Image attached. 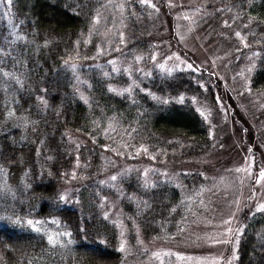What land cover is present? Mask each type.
<instances>
[{"label":"trees","instance_id":"obj_1","mask_svg":"<svg viewBox=\"0 0 264 264\" xmlns=\"http://www.w3.org/2000/svg\"><path fill=\"white\" fill-rule=\"evenodd\" d=\"M223 2L237 12L242 39L257 50L250 90L264 93V0ZM148 5L141 0L0 3V264H121L119 231L101 204L106 194L117 198L128 240H133L132 229L147 239H167L178 230L190 204L189 190L201 186L199 172L145 178L147 183L137 168L117 177L112 190L101 176L104 146L118 133L105 128L123 129L131 148L150 154L172 155L181 148L190 158L189 147L209 144V128L192 102L211 98L213 88L204 75L146 71L160 30ZM249 18L255 32L240 23ZM218 22L217 13L212 27ZM111 24L107 44L101 32ZM111 58L142 63L139 84L121 92L129 81L125 73L109 70ZM68 63L77 64L85 78V98L75 89ZM72 134L85 136L87 143L75 149ZM77 156L74 172L82 178L72 190L76 200L61 197L60 187L72 175ZM28 220L41 221L40 230ZM250 256L253 264H264L262 212L245 220L236 264H249Z\"/></svg>","mask_w":264,"mask_h":264},{"label":"rangeland","instance_id":"obj_2","mask_svg":"<svg viewBox=\"0 0 264 264\" xmlns=\"http://www.w3.org/2000/svg\"><path fill=\"white\" fill-rule=\"evenodd\" d=\"M150 4L153 5H148L151 17L157 20L160 30L146 71L159 68L171 74L195 70L204 75L206 83L213 88L211 98H194L192 102L209 128V144L197 150V145L189 147L182 143L189 147L187 154L193 155L190 158L182 156L181 148L175 149L172 155L150 154L141 147L131 148L129 136L122 134L123 129L105 128L106 133H118L102 152V182L109 184L110 190L117 189V177L140 168L144 181L145 178L149 181L173 179L179 171L199 172L201 186L192 192L189 190L190 204L184 219L175 234L167 239H147L139 230L132 229L133 240H128V227L112 194L101 199L103 212L112 217L118 228L123 253L121 264H236L245 220L262 212L257 209L264 205V179H260V171L264 169V93L253 92L249 87L257 50L252 49L253 43L247 45L241 34L236 35L240 31L235 22L237 12L223 0H150ZM2 10L5 12V8ZM217 13L218 25L212 27ZM240 23L256 31L251 18ZM111 31L112 24L108 31L101 32L107 44L111 43ZM78 64L86 67V62ZM68 65H73L77 93L85 98L82 88L85 78L76 70L77 64ZM109 70L115 75H127L129 83L120 86L121 92L131 90L145 74L142 63L133 65L119 58L109 60ZM70 141L75 149L87 143L86 137L80 134H72ZM194 151L199 152L192 154ZM78 163L77 156L72 175L60 187L61 197L72 195L76 199L72 190L82 178L74 172ZM151 172L155 173L153 177L149 176ZM253 262L250 256L248 263Z\"/></svg>","mask_w":264,"mask_h":264},{"label":"snow or ice","instance_id":"obj_3","mask_svg":"<svg viewBox=\"0 0 264 264\" xmlns=\"http://www.w3.org/2000/svg\"><path fill=\"white\" fill-rule=\"evenodd\" d=\"M4 2V0H0V3ZM142 3H147L149 4V6H153L150 4V0H141ZM6 3L8 5H11L13 3V0H6ZM237 36H240V33H236ZM249 71H251V69H249ZM5 75H7V73H5ZM183 98L181 97V100ZM166 102V101H165ZM239 171V169H238ZM112 179H116V177H112ZM260 179H264V169H262L260 171ZM257 211H262L264 212V205H260L259 208L257 209ZM27 225L31 226L35 231H39L40 229L38 227H36V225H40L42 222L41 221H35L33 222L32 220H28L27 222ZM49 241L51 242L52 241V238L49 237ZM225 243H227L228 241H224ZM122 250V249H121ZM229 264H231V262H229Z\"/></svg>","mask_w":264,"mask_h":264}]
</instances>
